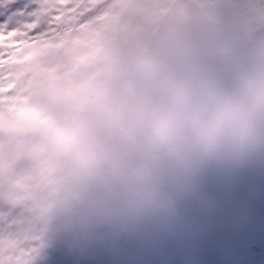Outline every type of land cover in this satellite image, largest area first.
Instances as JSON below:
<instances>
[{"label": "rangeland", "instance_id": "obj_1", "mask_svg": "<svg viewBox=\"0 0 264 264\" xmlns=\"http://www.w3.org/2000/svg\"><path fill=\"white\" fill-rule=\"evenodd\" d=\"M260 2L156 0L142 21L133 9L130 32L123 14L112 22L90 15L83 31H48L46 39L61 37L49 54L35 52L42 39L34 33L21 38L0 92V264H264V161L215 169L168 222L122 232L62 211L52 183L64 133L105 86L177 54L198 53L228 73L264 51V42H252ZM163 33L170 43L156 46ZM6 200L16 215L1 209Z\"/></svg>", "mask_w": 264, "mask_h": 264}, {"label": "clouds", "instance_id": "obj_2", "mask_svg": "<svg viewBox=\"0 0 264 264\" xmlns=\"http://www.w3.org/2000/svg\"><path fill=\"white\" fill-rule=\"evenodd\" d=\"M264 161V51L224 73L175 55L105 86L64 133L52 170L69 215L128 231L168 222L215 169Z\"/></svg>", "mask_w": 264, "mask_h": 264}, {"label": "bare ground", "instance_id": "obj_3", "mask_svg": "<svg viewBox=\"0 0 264 264\" xmlns=\"http://www.w3.org/2000/svg\"><path fill=\"white\" fill-rule=\"evenodd\" d=\"M97 3V0H66L63 4L54 2L48 4H37L36 0H14L13 3L6 5L4 8H0V25H3L4 22L9 20L11 23L9 30L18 29L23 23L27 22L29 17L17 15V13H31L33 11L41 12L39 26L32 36H38L39 39H42V43L36 45L34 49L37 53L45 51L49 54L53 51V46L57 44L55 42H58L57 40L61 39V37L58 36L56 40V36L54 37V40L46 39V37L50 35V32L48 33V31H54L55 29L58 31V29L61 28L67 32L72 30L77 31L80 29V31H83V29H86L85 23L87 25V23L89 24L90 21H93V19L90 18V15H93V17L96 18L103 13L107 14L106 18L109 22H112L118 15L123 14L124 30L130 32V25L134 24V21L136 22L135 18L132 16L133 9L135 7L138 9L141 13L140 15H142L139 19L142 21L144 19L143 17L149 14L152 10V6L155 5L156 0H142L141 5H139V2H135V0H110V3H113L114 7L118 6L116 11H114L113 7ZM145 3L148 4L146 7ZM260 3L262 5L259 4L261 7L259 6L258 10L260 11L261 18L258 17L260 20L256 19V22L254 23V26H258V31L256 30L257 32L254 33L255 35L252 40L255 44L264 42V0H261ZM92 7L95 9L94 12L89 11V8ZM85 13L86 15L84 16ZM56 17H59V19H55ZM3 20L5 21L2 22ZM127 24L130 25L126 26ZM25 39L28 40V37ZM161 43L166 45L170 43L169 37L166 33L160 34L156 40V46H159ZM103 66L104 65H100V67Z\"/></svg>", "mask_w": 264, "mask_h": 264}, {"label": "snow or ice", "instance_id": "obj_4", "mask_svg": "<svg viewBox=\"0 0 264 264\" xmlns=\"http://www.w3.org/2000/svg\"><path fill=\"white\" fill-rule=\"evenodd\" d=\"M13 2L14 0H0V8H4L6 5ZM52 2L63 4L66 0H36L37 4H48ZM17 15L27 16L29 19H27V22L23 23L18 29L9 30L6 25H0V92L7 90L3 87V84L7 75L11 74L10 72H7L5 65H12L18 62L15 58V52L12 50H19L21 44L24 43L21 38L28 37L31 39L29 33H35L39 26L41 12H21L17 13ZM55 19H59V17H56ZM12 87V84L8 85V89Z\"/></svg>", "mask_w": 264, "mask_h": 264}, {"label": "trees", "instance_id": "obj_5", "mask_svg": "<svg viewBox=\"0 0 264 264\" xmlns=\"http://www.w3.org/2000/svg\"><path fill=\"white\" fill-rule=\"evenodd\" d=\"M0 196H1V195H0ZM3 200H5V199L0 198V202H2ZM6 202H7V204H9V205L11 206V204L8 203L7 200H6ZM4 203H5V202H4ZM12 204H14L13 201H12ZM1 209H2L4 212H6L7 216H13V215H16L17 212L19 211V210H17L16 207H7V206H5L4 204L1 205ZM35 226L38 228V227H39V226H38V223H37V225H35Z\"/></svg>", "mask_w": 264, "mask_h": 264}]
</instances>
